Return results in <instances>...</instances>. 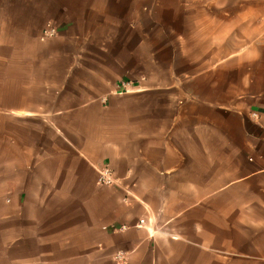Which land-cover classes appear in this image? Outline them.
<instances>
[{"label":"crops","instance_id":"crops-1","mask_svg":"<svg viewBox=\"0 0 264 264\" xmlns=\"http://www.w3.org/2000/svg\"><path fill=\"white\" fill-rule=\"evenodd\" d=\"M191 2L0 0V264H264V81L179 62Z\"/></svg>","mask_w":264,"mask_h":264},{"label":"rangeland","instance_id":"rangeland-1","mask_svg":"<svg viewBox=\"0 0 264 264\" xmlns=\"http://www.w3.org/2000/svg\"><path fill=\"white\" fill-rule=\"evenodd\" d=\"M145 1L152 3L158 0ZM160 1L165 3V6L172 5L175 1H194L187 5L185 11L193 17L194 29H201V34L204 33L208 36V41L205 39L200 41L199 38L191 41L181 39L179 44L182 47L190 43L198 51H186V54L181 51L178 56L179 62L185 64L190 60L191 63H197L199 69L204 65L213 64L211 75L214 80H228L233 87L237 86L242 77H245L247 82L254 84L260 83L261 80L264 81V72L262 71V63H264L262 62L264 61V0ZM173 9L171 10L173 11ZM156 10H159L158 15L163 18L169 13L164 7H159ZM151 15L156 16L157 12ZM199 34L200 32H197L196 36ZM210 36H212V40L209 38ZM219 64L226 65L227 69L219 68L217 66ZM43 132L44 126L40 125L39 134ZM38 139L40 142V136ZM2 202L0 200V214L5 211ZM14 225V222L9 225L0 222V240L2 242H7L13 237L15 234ZM8 227L12 229L7 231ZM236 235V233H231V238ZM2 254L0 251V255Z\"/></svg>","mask_w":264,"mask_h":264},{"label":"built area","instance_id":"built-area-1","mask_svg":"<svg viewBox=\"0 0 264 264\" xmlns=\"http://www.w3.org/2000/svg\"><path fill=\"white\" fill-rule=\"evenodd\" d=\"M57 33H58V31H57L56 26L53 23L48 22L45 25V27L43 28L42 38L43 39L44 38H48V37L53 36V35H55ZM131 86H132V82L131 81H128V80H122L121 81L122 90H128V89H130ZM98 182L101 183V184H113V183H115V179L113 177L112 169L109 166H104V167H102L99 170ZM144 220L145 219H141L139 225L141 223H143ZM110 226L115 231H119V230H122L124 228H127L126 225H122L121 227H119V226H117L115 224H112ZM116 256L119 259H123L124 258V255L122 254V252H118Z\"/></svg>","mask_w":264,"mask_h":264}]
</instances>
